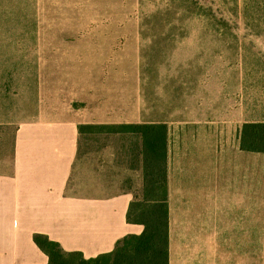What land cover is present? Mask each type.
<instances>
[{"label": "rangeland", "instance_id": "1", "mask_svg": "<svg viewBox=\"0 0 264 264\" xmlns=\"http://www.w3.org/2000/svg\"><path fill=\"white\" fill-rule=\"evenodd\" d=\"M209 90L242 102L243 119H264V0H0V174L24 122H171L205 114L195 102ZM220 133L215 156L207 140L203 154L176 156L173 179L188 168L185 180L216 198L194 205L207 259L234 264L243 249L248 264H264V154L237 151L238 123L226 153ZM131 143L84 130L66 193L140 200Z\"/></svg>", "mask_w": 264, "mask_h": 264}, {"label": "crops", "instance_id": "2", "mask_svg": "<svg viewBox=\"0 0 264 264\" xmlns=\"http://www.w3.org/2000/svg\"><path fill=\"white\" fill-rule=\"evenodd\" d=\"M195 106L206 113L164 122L168 128V264H216L215 259H207L200 242L201 209L194 206L216 202V198L202 193L198 181L185 180L188 168L177 172L182 171L183 180L176 182L171 161L178 156L185 163L189 154H203L206 140L215 156L218 129L224 132L220 133L224 139L220 150L226 153L223 144L225 138H231L233 124L238 123L240 132L243 124L264 122L243 119L242 102L217 101L215 90H209L206 104L197 100ZM80 124L84 122L75 117L24 122L17 127L11 171L0 174V264H47L46 255L32 241L34 233L44 234L64 251L80 252L84 258L109 253L122 237L141 233L142 226L125 220L130 193L104 199L66 193ZM217 124L222 126L217 128ZM237 151L248 153L240 150L239 141ZM200 167L198 163V178L203 175ZM208 176L215 180V167ZM243 254L242 249L234 264H248Z\"/></svg>", "mask_w": 264, "mask_h": 264}, {"label": "trees", "instance_id": "3", "mask_svg": "<svg viewBox=\"0 0 264 264\" xmlns=\"http://www.w3.org/2000/svg\"><path fill=\"white\" fill-rule=\"evenodd\" d=\"M84 130L128 136L142 170V195L133 196L125 220L142 226L140 234H128L114 249L92 258L77 251H64L46 235L34 233L32 241L46 255L47 264H168V128L164 123L79 125ZM239 148L264 154V122L243 124Z\"/></svg>", "mask_w": 264, "mask_h": 264}]
</instances>
